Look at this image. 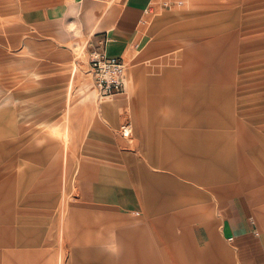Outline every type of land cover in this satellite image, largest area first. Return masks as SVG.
<instances>
[{"label":"rangeland","instance_id":"1","mask_svg":"<svg viewBox=\"0 0 264 264\" xmlns=\"http://www.w3.org/2000/svg\"><path fill=\"white\" fill-rule=\"evenodd\" d=\"M132 2L0 0V264H147L128 253L136 231L150 264H238L223 207L253 191L264 204V0H140L125 92L97 100L91 54ZM191 67L203 83L180 98L207 94L182 118L214 136L210 155L163 128L142 146L133 97L162 117L151 93ZM183 159L200 164L169 163ZM102 185L131 190L134 212L100 206L89 186Z\"/></svg>","mask_w":264,"mask_h":264},{"label":"crops","instance_id":"2","mask_svg":"<svg viewBox=\"0 0 264 264\" xmlns=\"http://www.w3.org/2000/svg\"><path fill=\"white\" fill-rule=\"evenodd\" d=\"M146 12L145 4L140 2V0H133L132 4L128 5L126 3L122 6L111 31L103 32V39L105 40L104 48L109 56L125 58L131 55L129 46L137 40L139 36V28L143 23ZM189 70H186V75L177 74L179 77L170 76L162 78L161 84H163V86H157L155 91L151 93L154 97L152 98L154 100L153 108L163 111V113L159 114L162 115V117L157 116L155 119H151L149 116L146 117V98L143 93L139 92L133 97L132 114L135 118V124L137 127V138L141 139L142 146H145L146 144L148 147L152 148L158 146V131L163 128L164 141L171 139L172 141L177 140L185 144L190 143L192 144L190 147L194 148V153L196 150L200 155H203L205 152L208 153L207 156L210 155L211 145L208 143H213L214 136L209 132H194L192 126L196 121L193 120L189 127L187 119L183 120L182 118V116L187 117L188 113H191L192 107L199 105L200 101L202 102L201 99L203 98L204 100V97H206L205 95L207 94L204 93V90L201 87L199 95L192 94L189 96L187 94L193 89V87H191L187 88L189 90L186 92H182L186 93L185 98H180L183 89L182 85L187 84L195 86L196 84L201 85L203 83L202 77L197 72H194V67H191ZM169 99L176 101L177 106L175 109H165V104L167 107L168 105H172V102L169 103ZM178 100L181 104H179ZM159 106L162 108H159ZM109 107L111 106H108L105 109V113L108 115L112 113L111 109H113ZM203 112H201V116L203 115ZM174 116H177L178 118H174ZM150 123L155 127H151ZM200 123H203L202 119ZM182 128L185 130L183 133L185 135L183 136L179 135L178 137L177 135H169L168 137L166 134L168 131L173 132L179 130L181 132L183 131ZM128 133L130 136V132ZM170 147L171 155H174V146L170 144ZM137 162H157L165 164V161L163 162L158 159H153L152 157H148V155L146 160L139 159ZM170 162L200 164L198 159H183L179 161H169V163ZM201 162L203 161L201 160ZM157 187L155 189H157ZM89 190L91 191L90 194L94 195V198L100 201V206L106 205L107 202H111L116 205V209L124 213H133L136 209V201L133 197L134 195L132 191L129 190V192H127L124 187H122V190H115L108 185L98 187L89 186ZM114 190L116 193H113ZM261 194L262 193H256L253 191L251 193L232 196L231 199L227 201L225 207H223L227 215L226 232L230 236L229 241L231 242L233 251L236 253L238 264H264V204H261L260 207L258 206L261 203ZM171 207L174 206L169 205V208ZM167 208L168 205L165 208V211H167ZM129 236V238H131L130 242L133 246L132 249H128L130 251L128 253L131 254V252H138L145 261H148L147 264H150L154 258L153 253L155 252L153 242L149 241L145 234L140 235V231L133 232Z\"/></svg>","mask_w":264,"mask_h":264},{"label":"built area","instance_id":"3","mask_svg":"<svg viewBox=\"0 0 264 264\" xmlns=\"http://www.w3.org/2000/svg\"><path fill=\"white\" fill-rule=\"evenodd\" d=\"M127 64L123 58L111 57L103 49L91 54L88 75L97 100L122 94L126 89ZM128 137L129 133L124 132Z\"/></svg>","mask_w":264,"mask_h":264}]
</instances>
